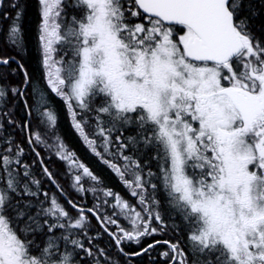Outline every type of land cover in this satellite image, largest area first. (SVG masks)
<instances>
[{
    "label": "snow or ice",
    "instance_id": "obj_1",
    "mask_svg": "<svg viewBox=\"0 0 264 264\" xmlns=\"http://www.w3.org/2000/svg\"><path fill=\"white\" fill-rule=\"evenodd\" d=\"M31 6L0 0V264H264V0Z\"/></svg>",
    "mask_w": 264,
    "mask_h": 264
},
{
    "label": "trees",
    "instance_id": "obj_2",
    "mask_svg": "<svg viewBox=\"0 0 264 264\" xmlns=\"http://www.w3.org/2000/svg\"><path fill=\"white\" fill-rule=\"evenodd\" d=\"M32 0H29V8L25 17V26L30 34H34L35 31V23L36 17L34 15V10L31 6ZM31 39V37H30ZM32 50L31 46L29 49V56L25 59V63H28L30 67H34V60L32 59ZM53 106L60 110L59 103L55 100L53 102ZM58 135H60L65 143L80 157L81 161L90 166L92 171L96 173L105 183L106 186L112 187L116 191H122L121 186L115 181V178L112 174L107 170L103 165H101L91 154L84 148L79 137L71 130L68 121L66 120L63 112L60 113L59 119V128ZM42 156H45V151L41 153ZM58 164L56 169L55 165ZM51 169L63 172L65 170V166L62 162L56 160L53 157L52 162L48 165Z\"/></svg>",
    "mask_w": 264,
    "mask_h": 264
},
{
    "label": "flooded vegetation",
    "instance_id": "obj_3",
    "mask_svg": "<svg viewBox=\"0 0 264 264\" xmlns=\"http://www.w3.org/2000/svg\"><path fill=\"white\" fill-rule=\"evenodd\" d=\"M41 153L43 152V149H40ZM56 169L58 167V164L55 165ZM141 264H143V262H141Z\"/></svg>",
    "mask_w": 264,
    "mask_h": 264
}]
</instances>
